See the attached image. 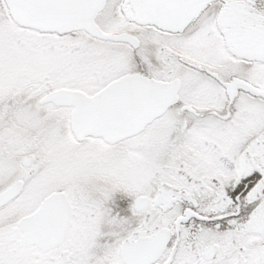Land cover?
Returning <instances> with one entry per match:
<instances>
[{"label": "snow or ice", "instance_id": "snow-or-ice-1", "mask_svg": "<svg viewBox=\"0 0 264 264\" xmlns=\"http://www.w3.org/2000/svg\"><path fill=\"white\" fill-rule=\"evenodd\" d=\"M0 264H264V0H0Z\"/></svg>", "mask_w": 264, "mask_h": 264}]
</instances>
